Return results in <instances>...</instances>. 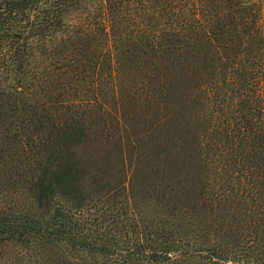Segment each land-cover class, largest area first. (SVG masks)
<instances>
[{
    "label": "trees",
    "instance_id": "trees-1",
    "mask_svg": "<svg viewBox=\"0 0 264 264\" xmlns=\"http://www.w3.org/2000/svg\"><path fill=\"white\" fill-rule=\"evenodd\" d=\"M10 251L264 264V0H0Z\"/></svg>",
    "mask_w": 264,
    "mask_h": 264
},
{
    "label": "rangeland",
    "instance_id": "rangeland-1",
    "mask_svg": "<svg viewBox=\"0 0 264 264\" xmlns=\"http://www.w3.org/2000/svg\"><path fill=\"white\" fill-rule=\"evenodd\" d=\"M7 254L8 253L2 255V258L0 260V264H2L3 261H7L6 264H10L9 263L10 262V259H11L10 256H12V252L10 251L9 255H7Z\"/></svg>",
    "mask_w": 264,
    "mask_h": 264
}]
</instances>
